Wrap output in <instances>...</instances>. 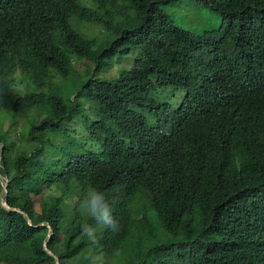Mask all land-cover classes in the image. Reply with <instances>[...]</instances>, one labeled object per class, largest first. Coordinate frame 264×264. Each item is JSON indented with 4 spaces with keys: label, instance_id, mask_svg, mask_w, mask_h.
<instances>
[{
    "label": "trees",
    "instance_id": "trees-1",
    "mask_svg": "<svg viewBox=\"0 0 264 264\" xmlns=\"http://www.w3.org/2000/svg\"><path fill=\"white\" fill-rule=\"evenodd\" d=\"M176 1L0 0V264H264V0Z\"/></svg>",
    "mask_w": 264,
    "mask_h": 264
},
{
    "label": "rangeland",
    "instance_id": "rangeland-1",
    "mask_svg": "<svg viewBox=\"0 0 264 264\" xmlns=\"http://www.w3.org/2000/svg\"><path fill=\"white\" fill-rule=\"evenodd\" d=\"M167 11L174 16L176 22L184 23L187 28L196 31V33H200L205 29L207 30L216 29L220 26L222 22V18L220 14H218L216 11L208 10L201 7L194 0L191 1L178 0L174 4L169 6ZM133 60L134 59H132V57L123 59V63L121 65L115 66V68L109 73L110 76L116 75L121 67L124 66L130 67L132 65ZM81 63L84 66L85 62L82 61ZM166 93L167 90H165V88H162L161 86H157L150 93V96L155 98L156 100L157 99L162 100L164 99L163 96ZM183 95H185V91L177 92L173 100H171L172 103L173 104L179 103ZM46 194H48V191L46 192ZM150 216L152 218H155L156 214L154 212H150Z\"/></svg>",
    "mask_w": 264,
    "mask_h": 264
},
{
    "label": "clouds",
    "instance_id": "clouds-1",
    "mask_svg": "<svg viewBox=\"0 0 264 264\" xmlns=\"http://www.w3.org/2000/svg\"><path fill=\"white\" fill-rule=\"evenodd\" d=\"M131 67L132 65L129 68ZM150 99H153V97L149 95V100ZM176 105H178V103ZM78 207L80 216L86 221L81 224V231L89 240H94L96 238V225H101L112 233H118L120 231V221L114 217L105 193L100 191L97 186L88 184L85 195L79 202ZM88 221H91V223ZM115 255H120L119 250H117ZM95 261L98 262V264H104L102 257H95Z\"/></svg>",
    "mask_w": 264,
    "mask_h": 264
},
{
    "label": "water",
    "instance_id": "water-1",
    "mask_svg": "<svg viewBox=\"0 0 264 264\" xmlns=\"http://www.w3.org/2000/svg\"><path fill=\"white\" fill-rule=\"evenodd\" d=\"M0 162H1V157H0ZM4 188H5V190H7V184H4ZM3 204L5 205V206H7V207H10L9 205H8V203H7V200H3ZM13 209H16V208H13ZM29 221H30V223H31V219L29 218ZM43 224V223H42ZM51 230V229H50ZM50 235H51V231H50ZM45 248L49 251V252H51V250L48 248V244H47V242H45Z\"/></svg>",
    "mask_w": 264,
    "mask_h": 264
}]
</instances>
